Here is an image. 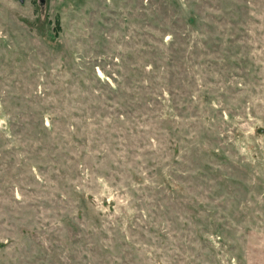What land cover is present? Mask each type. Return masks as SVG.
Listing matches in <instances>:
<instances>
[{
  "label": "rangeland",
  "instance_id": "1",
  "mask_svg": "<svg viewBox=\"0 0 264 264\" xmlns=\"http://www.w3.org/2000/svg\"><path fill=\"white\" fill-rule=\"evenodd\" d=\"M0 264H264V0H0Z\"/></svg>",
  "mask_w": 264,
  "mask_h": 264
},
{
  "label": "water",
  "instance_id": "2",
  "mask_svg": "<svg viewBox=\"0 0 264 264\" xmlns=\"http://www.w3.org/2000/svg\"><path fill=\"white\" fill-rule=\"evenodd\" d=\"M19 1H20V2H23L24 0H19ZM44 1H45V0H39V2H40L41 4H43Z\"/></svg>",
  "mask_w": 264,
  "mask_h": 264
}]
</instances>
